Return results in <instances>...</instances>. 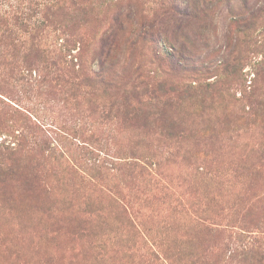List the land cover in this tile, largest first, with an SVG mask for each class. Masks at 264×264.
Masks as SVG:
<instances>
[{
  "label": "rangeland",
  "instance_id": "1",
  "mask_svg": "<svg viewBox=\"0 0 264 264\" xmlns=\"http://www.w3.org/2000/svg\"><path fill=\"white\" fill-rule=\"evenodd\" d=\"M165 1L183 9L189 6L188 0H0V149L10 147L13 150L10 159L23 164L25 177L36 181L30 189L23 177L0 182V264L202 263L178 260L167 263L164 258L169 252L159 253L160 249L146 245H140L144 250L138 252V247L122 248L113 237L103 239L106 228L125 227L121 213L126 205L131 218L123 231L128 232L135 223L141 232L148 234L147 242L157 241L156 233L169 221L178 219L176 213L181 208L189 210L191 205L195 206L189 213L208 209L217 219L214 240L203 243L200 255L211 260V264H238L239 258L222 260L221 256H230L244 242L240 233L245 230L251 231L246 234L255 246H259V239L263 240L264 74L260 76L258 89L251 82L255 79L254 63L264 60V46L260 47L264 45V16L257 24L248 22L250 29L241 33L243 38L238 46L237 31L228 13L221 14L222 4L208 13L211 22L205 23L207 27H203L204 23L194 25V38L205 35L211 48L200 42L202 47L194 51L196 75L192 79L213 85L208 93L214 103L206 118L219 122L222 134L210 139L203 137L207 140L200 141L206 145L192 141L190 148L197 153L193 159L187 160L190 154L186 150L157 139L160 130L148 126L154 116L146 120L147 115L141 114L147 108L127 116L123 110H109L102 99L108 83L123 86L130 83L136 70L130 69L133 51L137 67L142 66L144 78L149 77V90L159 88L165 81L173 88L189 83L185 75L181 76L183 72L172 69L178 63L182 66V62L173 59L170 64L161 60L167 59L163 53L169 51L168 43L160 44V61L155 64L151 50L147 49L148 40L159 31L163 18L181 21L176 12L161 8ZM253 1L257 7L264 5V0ZM245 3L246 0H233L234 17L249 16ZM128 7L130 10H126ZM123 12L125 15L132 12V20H125L129 28L127 41L136 40L140 34L150 38L139 40L137 47L128 53L122 51L126 43L119 46L118 40L116 49L118 46L119 49L112 53L125 58L120 57L113 71L101 72L97 65L101 41ZM148 22L156 27L147 34L149 29L143 26ZM29 41L46 44L48 51L58 53H52L47 58L49 63L43 64L39 52L31 53L20 47ZM232 52L233 57H240L237 72L232 73L236 69L231 67L227 74H221L216 64L222 65ZM61 56L68 61L64 75L48 67L53 68L52 62H58ZM176 59L182 58L178 54ZM78 74L89 77L88 83L97 84L82 85L87 78L77 79ZM256 89L259 95L263 94L260 100L252 96ZM202 99L203 96L183 99L188 106L183 108L185 112L174 108L168 119L172 116L177 119L179 113L182 118L190 110L195 113ZM120 101L128 104V100ZM129 102L137 105L135 99ZM170 102L180 105V100L173 96ZM250 107L253 114L246 113ZM192 117L200 130L208 128V122L202 126V119ZM141 149L154 163L149 167L151 176L145 172L140 176L138 170L132 173L130 169V164H142L136 158L140 157ZM200 167L217 174L233 170L231 173L237 177L231 184L233 188L221 186L216 193L207 183L192 181ZM246 176L247 180H241ZM148 188L160 191L146 199L144 193ZM218 199L223 202L218 204ZM230 201L241 205L240 210H228ZM257 221L261 223L258 230ZM183 233L181 230L180 234ZM140 253L144 256L142 260L138 257Z\"/></svg>",
  "mask_w": 264,
  "mask_h": 264
},
{
  "label": "trees",
  "instance_id": "2",
  "mask_svg": "<svg viewBox=\"0 0 264 264\" xmlns=\"http://www.w3.org/2000/svg\"><path fill=\"white\" fill-rule=\"evenodd\" d=\"M188 2H189V6L187 9H183L179 5H174L172 2H171L172 5L168 1L163 2L161 8L167 11H170L171 9L172 12L174 13L176 12L177 14L176 18L181 19V21H173L172 19L167 20L163 18V20L159 22L160 23L159 31L153 33L151 35V38L144 37L140 34L138 35L136 40H133V38H128L127 41L126 35L128 33L129 28L126 26L125 20L128 21L132 20L130 18L132 12H130L129 15H125L124 12L120 14L116 19V21L114 20V24L111 26L110 32H106L103 36L100 45L101 47L100 52L99 54L97 53L98 54L97 57L99 58V63L97 65L101 72L102 70L104 71L105 69L107 70L111 69V71H113L115 67L119 64L121 60L120 57H122L123 59L125 58V55L124 57L122 55L116 56L115 53H112V51L116 49L118 40H119V46L120 43H126L125 47H123L125 50L122 51L128 53L129 50H134V48L137 47L139 40H141L142 38L146 40L150 38V41L148 40L150 46L147 47V49H150L152 52L151 58L154 60L152 61L154 64L155 62L158 63V61H160L159 53L162 49L160 46L162 41H164L165 44L168 43L170 45L169 51L163 53V55L167 54V59H164L163 57L161 60L165 62L167 61L170 64L172 63L173 59L175 60V62L178 61L182 62V66L181 64L178 63L179 65L176 64L172 69L173 71L180 70L181 72H183L181 76L185 75L186 79L190 80L188 84H186L185 86L182 85L173 88L171 87L173 86L171 85V83L165 81L164 84L159 85V88H154L152 90H149L150 86L147 82L149 77L144 78L142 73L143 67L142 66L137 67L136 64L137 57L135 55L136 53L133 51V57H131L133 61L130 69H134V70L136 69V70L134 72V76L131 78L130 83H127L124 86L121 84L118 85V83L114 84V82L108 83L107 84L108 87H106V92L104 91V95L102 96V99H105L104 103L108 105L109 110H113V111L123 110L126 112L127 116H130L131 113L134 114L141 112L144 107L147 108V111H142L141 114L147 115L146 120L147 119L151 120L152 116H154V121L153 122L150 121L148 126L149 127L154 126L160 130V133L157 134V139H159V141L166 140L176 149L186 150V154H190V156H187L186 158L187 160H190L191 158L193 159L194 157L197 156V153L192 151V148H190V144L193 145L192 141H195V143L197 142L198 144L200 143L204 144L200 140L204 141L207 139H203V137L210 136L208 137V139H210L213 137H221L220 134H222L219 127L220 125H218L219 122H217L216 124L211 121L212 120L211 118H206L207 115L206 112L208 108L213 107V103H214L212 96L208 93L210 90L209 87L212 88L213 85L211 84L205 85V83H203L201 79L198 78L192 79L194 75H196L194 69L195 65L193 64H195L197 60L196 57L197 55H195L194 51H196L199 47H202L201 43H204V46H206L205 48L207 49L211 48L209 44L210 40L208 38H205L206 37L205 35L202 36L201 39L194 38V25H196L197 23H204V24L207 23L208 25V22H211L208 19V13L210 11L215 12L216 9L219 8V6L222 4L224 6V10L221 12V14L222 13L224 14V12L228 13V18L231 19L230 20L231 25L235 27L237 31L236 34L238 35V40H237L238 41L237 46H238L240 40L243 38L242 37L243 35L241 33H244L250 29L249 26L247 25L249 23L257 24L258 21L261 18H263L264 5L261 7H257L258 4L253 0H246L244 6L246 7V9H248L247 11L249 12V16L241 18V16L234 17L232 15L234 9H236L235 8L236 5H233V0H188ZM126 10H130V7H128ZM239 14H242V11ZM122 16L124 17L121 19ZM155 20L159 21V19H155ZM155 27H156L155 23L148 22V24H145L143 26V29L148 28L149 29L147 31L148 34V32L152 31ZM203 27H207L206 24L205 26L203 25ZM142 33H145V31H143ZM59 46L62 47L64 45H59ZM119 46L117 47L116 50L119 49ZM263 46L264 45H261L260 47L262 48ZM20 47L23 48L25 51L26 49H28L31 53L39 52V54H41V56L44 58L41 62L46 65L47 63H49L47 58L51 57L52 53L53 54L58 53L53 50L48 51V49L46 48V44L38 43L37 41L25 42L22 45H20ZM54 47L57 48V44L54 45ZM239 51L242 50L240 49ZM61 52L62 51L60 50L59 53ZM178 54L182 58L181 60L176 59ZM233 54L234 52L230 53V56L233 57ZM230 56L229 59H225L223 61L222 65L219 66L218 64H216V70L218 69V72H221V74H227L229 68L231 67L232 69H236L235 71L232 70V73L237 72V68L239 67L238 62L240 57L239 56H237L236 58L233 57L234 59L232 58L233 59L232 60ZM52 59L54 60V58ZM56 61L58 62H52L53 68L50 65H48V67H50L53 70H56V72H59L60 75L61 74L64 75L66 73L64 71V68L68 65L67 64L68 61L66 59H63L62 56L58 57ZM106 64H108V67L106 66ZM230 64L231 66H229ZM253 69H254L255 79L252 80L251 85L252 87H255V85H257V89H258L260 76L264 74V60L258 63L257 62L254 63ZM72 72L74 73V75H77V71H75V68L72 69ZM95 74H97V77L100 76L98 73ZM81 76H83V78H87L85 82L83 81L82 85L93 86V84H97L95 82L88 83L90 82L89 77L82 74H78V77L76 78L80 79ZM117 77H119V75ZM219 82H221V80ZM76 85H77L76 83H71V86L75 87ZM166 86L167 87L169 86V88H167ZM112 87H115L114 91L109 92L110 90H112L111 89ZM204 87H206V89ZM257 89L253 90L252 96L256 95V98L260 100L262 99L261 96H263L264 93L262 95H259L257 93ZM223 95L224 94H222V98ZM172 96L175 97L177 100L178 99L180 100V105L176 104L174 106L170 102ZM200 96H203V99L202 101H200L201 103L195 107L196 114L192 110H190L191 108H188L190 110L189 111L190 114H186L182 118H179L180 113L184 111L183 108L188 107L186 106V104H184L183 99L186 98L188 101L191 98H199ZM121 99L128 100V104L127 105L121 104L120 101ZM132 99H135V101L137 102L136 106L133 105L131 102H129V100ZM174 108L175 110H178V112L180 111V113L177 116V119H174V116L168 119V115H171V113H173ZM246 113L253 114L252 108L250 107L248 112ZM192 115L198 116L200 120L202 119L200 123L202 126H204L205 123L208 122V128L204 130L203 129L200 130V127H196L197 125H195V121ZM109 116L112 118L111 113ZM191 120H193V122H190ZM11 150L12 149L7 146L6 147L3 146V149H0V182L5 183L17 177H23V179L25 180L24 182L25 186H28L27 187L28 189L32 188L34 186V183H36L35 179L29 178L27 176L25 177L23 164L21 165L20 162L16 160L12 161L10 159V155L12 154ZM139 156L140 157H136L137 161L142 162V164L139 163L130 164V169L133 171L132 173H135L138 170L140 176H143L144 172L146 173L145 175L151 176L152 174L149 172V167L151 168L152 165H154L153 161H151L150 158L148 159V154H144V149H141L139 151ZM155 166L157 167L158 164L156 163ZM196 170L197 173L193 177L192 181L197 183L198 181L207 183V186H209L212 189V191L215 190L216 193L218 189L221 188V186L232 187L231 186L232 182H235V179H237L235 173L234 175L231 173L233 170L231 172L224 171L221 172L220 174H217L213 170H209V171L205 170L204 167L197 168ZM247 179H248L247 176L241 178V180H247ZM159 191L160 189L148 188L144 194L147 196L146 199H151L155 195V193ZM222 202L223 201L222 200L220 201V199L217 200L218 204ZM128 206L129 205H126V209L125 207L122 206L123 209V212L121 213V217L123 218L122 225L125 227L122 229V227L120 226L116 230H113L110 227L106 228V230L102 234L103 239H108L113 237L114 241L119 242V244L122 245V248L138 247L137 248L138 252H143L144 250L140 248V245L141 246L146 245L148 247H152V249L158 248L160 249L159 253L161 252L163 254L169 252V256L168 257L165 256L164 258V260L167 263L178 260L182 263H189V262L195 263L197 261H201L202 262L201 264H211V260L205 259L200 255L201 247L204 245L203 243L211 242L212 240H214V235H213L215 231L214 225L217 219L214 218V215H212L208 211V209H206V211L204 210L201 211V213L199 211H194L189 213L191 209L193 208L196 209V207L191 205L192 207H190L189 210H185L180 207L181 211L179 210L176 213L178 216L176 217L178 219L175 218L176 220L175 219L174 220L177 222L180 221V223L182 221L183 224L176 225L174 220H173L174 222L169 221L161 228L162 230L160 232L156 233L157 236L155 239H158L157 241L152 240L151 242H147L145 241L146 240L145 238H147L148 234L145 235L143 232H141V230L138 229L135 226V223L133 224V222L132 224L134 227V231L136 229V232L133 231L132 229L133 227H131V230L128 228V232L126 233L123 231L127 227V221L129 222L131 218V216L127 214L128 212L127 209L129 210ZM226 208L233 212V210L235 211L240 210L241 205L235 204L233 203V201H230V205L226 206ZM123 215H126V217ZM255 224H256L255 228L258 230L259 227L257 226L261 225V223L257 221L255 222ZM182 226H184L185 229H182ZM181 230H184L183 234H180ZM250 232L251 231L249 230H245L244 232L240 233L242 236V240L244 242L238 247H235L232 250L230 256L226 257V255H222L221 256L222 260L234 259L236 257L237 259L239 258L238 264H264V249L262 247L259 249V246L262 245L264 246V237L263 240L261 239L258 240L259 246L258 245L255 246L254 243H250L248 241V237H247L248 235L246 233H250ZM147 240L149 241L148 238ZM138 257L141 260L144 259V256H142L141 253L138 255ZM156 257H158V260H160L159 256Z\"/></svg>",
  "mask_w": 264,
  "mask_h": 264
}]
</instances>
